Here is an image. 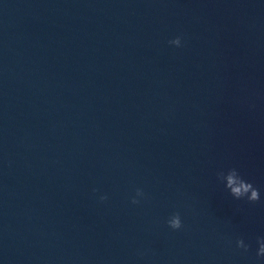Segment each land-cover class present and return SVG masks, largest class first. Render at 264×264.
<instances>
[{
    "label": "clouds",
    "instance_id": "clouds-1",
    "mask_svg": "<svg viewBox=\"0 0 264 264\" xmlns=\"http://www.w3.org/2000/svg\"><path fill=\"white\" fill-rule=\"evenodd\" d=\"M177 47L181 45V39L177 37L174 40L169 42ZM218 178L222 181L226 180L225 187L230 191V194L235 199H242L247 197L249 202H256L260 199V192L257 188L253 186L252 183L243 179V177L238 173L236 169H230L226 174L221 172L218 173ZM250 193V195H249ZM137 196H143V192L140 189H137ZM101 200H106V196H102ZM132 203H139V200L136 198L132 199ZM169 228L172 230H179L183 227L181 216L179 212L173 213L168 220L166 221ZM237 247L243 248L245 251L248 250V245H246L243 239L237 240ZM259 247L257 250V257H264V237L259 238L257 241Z\"/></svg>",
    "mask_w": 264,
    "mask_h": 264
}]
</instances>
